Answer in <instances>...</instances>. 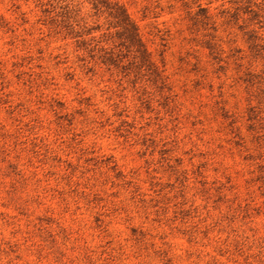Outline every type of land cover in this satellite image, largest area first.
<instances>
[{"label":"rangeland","instance_id":"obj_1","mask_svg":"<svg viewBox=\"0 0 264 264\" xmlns=\"http://www.w3.org/2000/svg\"><path fill=\"white\" fill-rule=\"evenodd\" d=\"M0 264H264V0H0Z\"/></svg>","mask_w":264,"mask_h":264},{"label":"trees","instance_id":"obj_2","mask_svg":"<svg viewBox=\"0 0 264 264\" xmlns=\"http://www.w3.org/2000/svg\"><path fill=\"white\" fill-rule=\"evenodd\" d=\"M112 13L113 17L116 19L117 23H119L120 26L124 27L126 30H129L130 23L127 21L123 11L120 9V7L115 3L112 7Z\"/></svg>","mask_w":264,"mask_h":264}]
</instances>
